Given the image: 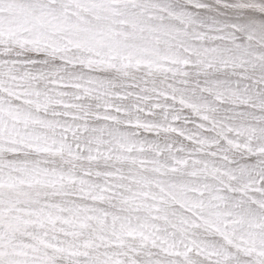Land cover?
<instances>
[{
  "label": "snow or ice",
  "instance_id": "snow-or-ice-1",
  "mask_svg": "<svg viewBox=\"0 0 264 264\" xmlns=\"http://www.w3.org/2000/svg\"><path fill=\"white\" fill-rule=\"evenodd\" d=\"M0 264H264V0H0Z\"/></svg>",
  "mask_w": 264,
  "mask_h": 264
}]
</instances>
